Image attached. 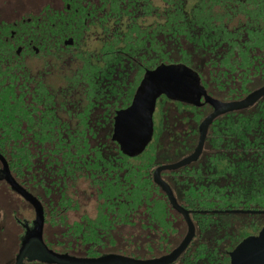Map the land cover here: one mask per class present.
Instances as JSON below:
<instances>
[{
	"label": "trees",
	"instance_id": "obj_1",
	"mask_svg": "<svg viewBox=\"0 0 264 264\" xmlns=\"http://www.w3.org/2000/svg\"><path fill=\"white\" fill-rule=\"evenodd\" d=\"M115 4L111 7L114 14L98 18L89 15L100 29L98 46L91 50L85 42L94 34L83 14H74L71 22L68 15L58 17L56 22L54 16L44 13L26 16L16 26L0 24V154L21 185L23 175L35 193L37 189L44 193L46 224L42 240L49 250L89 259L109 255L156 259L173 250L180 231L174 225L179 215L151 180L157 165L154 153L149 150L134 159H110L103 154L105 144L90 140L96 136L93 127L97 124L89 117L90 111L104 105L107 90L114 97L118 87L117 80L115 88L103 86L111 74L120 76L110 66L119 60L134 65L137 59L163 51L162 46L149 42H159L158 36L173 42L183 39L201 59L202 71L209 73L203 85L221 91L215 68L229 69L233 91L221 98L239 101L264 86V34L258 33L248 44L228 42L219 48L215 42L235 39L216 34L208 21L192 24L181 15L166 17L148 31L132 25L120 32L122 16L116 15ZM124 16L130 23L133 17ZM65 38H71L73 45L63 48L61 41ZM20 41L32 42L38 56L57 61L69 49L75 50L72 59L77 63L60 91L44 87L43 76L39 72L34 75L15 55L14 46ZM180 56L186 62L192 59L187 53ZM219 56L220 63L215 60ZM106 70L105 79L100 72ZM223 83L226 89L228 81ZM55 96L60 102L53 101ZM229 140H233V153L227 157ZM203 152L196 165L162 174L164 180L168 178L165 182L177 204L191 212L195 226L192 241L175 264H212L200 250L208 247L202 235L217 215L203 212L264 210V174L259 176L264 173V97L250 108L234 112L229 130L227 116L214 122ZM251 157L257 164L250 162ZM79 180L93 200L77 219L71 220L70 215L80 209ZM122 228L124 235L120 234ZM223 240L218 239L217 244ZM22 264L50 263L34 255Z\"/></svg>",
	"mask_w": 264,
	"mask_h": 264
},
{
	"label": "flooded vegetation",
	"instance_id": "obj_2",
	"mask_svg": "<svg viewBox=\"0 0 264 264\" xmlns=\"http://www.w3.org/2000/svg\"><path fill=\"white\" fill-rule=\"evenodd\" d=\"M92 1L94 0H77V2L75 3V1L73 0H64L61 2L60 4L61 7L59 9L52 10L50 8H44V10L41 11L39 10L36 15H42L44 13L48 15H52L56 18V22L58 21V17L62 15H68L70 17L69 21L71 22V20H73L74 14H83L85 15L86 18L85 21L87 23V27H89V30H91L92 33L94 34L95 32H99L100 29L97 28L98 27L97 25L92 24L94 21L89 18V15L98 18V17L114 14L111 10V7L114 5L115 2L116 3L115 6L118 9L116 10V15L122 16L118 23L120 32H123V28H126L127 26L131 27L132 25L133 26L135 25L139 29L148 31L150 29H154V26L157 27L159 25V24H154V21L157 22L158 20L159 22H164L166 20L165 19L166 17L169 18L170 16L181 15L180 18L188 19L187 21H191L192 24L204 23L208 21L211 23L212 28L213 30H215L216 34L221 35L223 37L226 36L225 38L235 39V40H226L227 42H220V41L215 42L216 46L219 48H222L223 46L226 47L228 42L236 43L237 45L248 44L249 42L254 41L258 33L262 35L264 34V0H171L170 1L171 3L169 2L167 3L163 1V4L159 5V7H156L151 2V0H103V1L97 0L96 3H93ZM184 1L185 2L190 1V9L187 15L177 13L178 6L182 5L181 3ZM105 4L109 6L107 11L108 13L101 11L102 9H104ZM137 11L139 12L137 13ZM29 12L18 15L12 13H5L4 10L0 7V24H9V25L11 24L13 26H16V24H22V19L24 17L36 16L31 14L32 12L30 13ZM123 16L124 17L130 16L133 18L130 21V23H128L125 21L126 19L124 20ZM14 17H17V19H15ZM138 17H142L143 19L139 21ZM147 19L148 21H151V23L146 27L144 26V22ZM9 37L10 39H12L13 37L12 32ZM67 40H71V43L68 45H64L63 43ZM181 41L185 44H188L183 39L175 42L178 44ZM149 42L152 43L153 45H159V46L162 45L156 40ZM148 44L149 43H147L146 45ZM72 45H73V40L71 38H65L61 41V46L63 48H67L68 46H72ZM14 50H15V55L20 57L21 60L23 59L24 63L26 59H34L35 61L38 62L41 61L42 64L50 63L53 61L57 62V60L51 57L38 56L40 53L37 47L35 46V44H33L32 42L20 41L18 44H15ZM29 53H32V55H30ZM180 58L181 60L178 62L170 61L166 58H163L162 59L164 60L163 62L161 61V62L153 63L152 65L150 64V61L152 60L150 56L145 59L135 60L133 66L134 69L136 70L135 72L136 84L135 87L130 90L129 99L127 97V102L125 103V105L120 106L119 108H117V110L113 108L114 110L111 112V114H109L110 116L108 118L106 115H104L102 123L100 122H98L97 124L94 123L93 128L95 133L98 132L102 135V131L104 128L111 127V134H112L113 118L115 117V114L118 111L127 108L134 97L143 96L147 88H149L148 93L150 94V96L145 100V104L148 106L147 118L145 123V133L139 139L140 141L138 142L136 149L133 151L131 155H127L122 150H120L119 145L116 142V139H111V134L109 137H107V139H105L106 138L105 137L106 134H105L102 139L109 140L108 144L103 143L105 144L104 148H102L104 150L103 154H105V157H108L110 159H122V158L134 159L139 157L140 155H146L147 152L151 150V152L154 153L156 160L157 156L160 155L161 150L167 149V150H171L172 153H176V154L181 153L183 157L180 160H182L183 158L191 154L195 149L199 137L200 125L203 122L204 118L208 114H210L213 110L212 106L204 101L203 95L207 96L215 103L232 102L231 100L224 101L221 98V95L225 93H227V96H230L231 92L233 91L232 89L233 73L231 70L228 69L226 71L224 67H219V66L215 68L216 73L214 74V76L215 78L221 80L222 90L218 91L217 88H211V87L206 88L205 85H203V80L209 78V73L207 72V70L205 71L204 74H202L200 72L201 69H199V67L198 68L194 67L193 64L190 63V61L186 62V60L181 56ZM99 60L101 61V58ZM215 60L220 63L222 61V57L219 56ZM122 62H123L122 60H119L117 63H122ZM199 64H201V59L199 61ZM161 66L173 67L178 72L184 71L186 75H191V78L189 79L183 77L181 78L180 81L179 79L174 78L175 82L174 81L158 82L156 79L147 81L145 73L149 71H153L155 68ZM121 69L122 67H119V69H116V72L118 73V71H120ZM131 70H133V68H131ZM224 80L228 81V86L226 89L223 88ZM167 91H169L172 94H176L180 98L176 99V98L168 97L166 95ZM123 95L124 94H122V96ZM233 113L234 112H229L227 114L221 115L215 118L210 123V125L207 128L206 137L202 147V152L197 158V160L194 161L193 163H190L189 165L192 164L196 165L199 162L200 158L204 156L203 150L207 142L209 130L213 126V123L223 119L224 116H227L228 130H229V128L232 126ZM102 139L100 138L97 140H102ZM88 140H89V136H88ZM90 140H96V138ZM157 140L158 142H156ZM159 140H165V141L161 143L159 142ZM232 153H233V140H229L227 157H230ZM0 156L3 158L8 169V174L13 179V181L20 188H22V190H24L26 193H28L30 196L36 199V201L41 206L42 215H43V229H44V226L46 224L45 210L42 200L44 193L40 189H37L36 191L37 193H35L34 191L36 189L31 188L28 185L23 175H22V185H21L11 175L9 166L6 160L4 159V157L1 154ZM159 161L157 160L155 161L157 165L153 168V170L161 165L173 164V163L161 164L159 163ZM180 169H176V170H180ZM153 170L151 172V180H152ZM1 171H2V164L0 162V182L3 183L7 188V190L16 197V201L11 202L10 208L7 212V215L9 216L11 223L18 228V230L15 232V235L17 236L16 249L15 251L11 250V252L9 251L6 255H4L9 258L11 256V260L9 263L13 264L15 262L16 256L18 255L23 238L33 228L34 213L31 206L26 201H24L19 195H17L12 189H10V187L3 179ZM170 171H174V170H170ZM164 172H168V171H164ZM162 174L163 172L160 173V178L162 181L165 182L166 180H168V178L164 180ZM188 212L190 218L191 212L190 211ZM179 218L184 224L180 215ZM0 219H1V212H0ZM212 221L214 222V218L212 219ZM232 226L233 224H231L230 227L228 228L225 227L224 231L222 232L220 231L221 226L214 222V224H212V226L207 231H210L211 229L218 230L220 234L223 233L225 235L227 231L233 230ZM193 227H194V235H195V226L193 225ZM262 228H264V225L261 226L254 235H243V237H240L241 240L238 239L240 241L236 242V244H234L233 241L229 242L230 246L235 245L232 249L220 248L222 247V244L224 242L222 244H217V242L214 240L215 242L213 241L212 247L208 246L206 247V249L200 250L201 251L200 253L206 255L208 257L207 259L209 261H212V264H230L231 261L230 254L234 251L235 247L246 238L256 237ZM3 229H4V225H1L0 233L3 231ZM43 229H42V235H43ZM207 231L204 232V234L202 235L203 237L205 236ZM185 233H186V226H185ZM182 239L180 240V242L182 241ZM179 243H177V245L173 248V250L179 245ZM187 247L172 264H175L177 261H179L183 253L186 251ZM173 250H171L169 253H171ZM145 260H151V259H145Z\"/></svg>",
	"mask_w": 264,
	"mask_h": 264
},
{
	"label": "water",
	"instance_id": "obj_3",
	"mask_svg": "<svg viewBox=\"0 0 264 264\" xmlns=\"http://www.w3.org/2000/svg\"><path fill=\"white\" fill-rule=\"evenodd\" d=\"M71 40L65 41L63 44L68 45ZM146 80L156 79L158 82L174 81V78L181 80V78H191V75H186L184 71L178 72L175 68L169 66H161L155 68L153 71L145 73ZM149 88L145 91L143 96H136L131 101L130 105L124 110H120L113 118L111 139H116L120 150L125 154L131 155L136 149L139 139L145 133V123L147 118L148 106L145 100L150 96ZM168 97L179 99L176 94L169 91L166 92ZM264 97V86L254 90L248 96L239 101L215 103L207 96L203 95L206 103L212 106L213 110L208 114L200 125L199 137L195 149L191 154L182 160L156 167L152 173L153 183L164 194L167 203L177 214L182 218L186 233L179 245L168 255L151 260H136L127 257L109 255L101 256L99 258H78L71 257L64 254H58L49 250L42 241L43 229V215L39 203L20 188L8 174L7 166L0 156L2 164V177L7 185L24 201H26L34 213L33 228L28 232L21 242L18 255L13 264H21L25 258L37 255L41 259L50 264H172L178 256L185 250L194 236V227L189 218V212L180 207L172 195L171 190L167 184L161 180L160 173L164 171L180 169L197 160L202 152L203 143L206 137L207 128L210 123L217 117L227 114L229 112L242 111L253 106L260 98ZM212 215L220 214H249V215H264V210H226V211H212L203 212ZM230 264H264V228L260 230L256 237H249L241 241L230 254Z\"/></svg>",
	"mask_w": 264,
	"mask_h": 264
},
{
	"label": "rangeland",
	"instance_id": "obj_4",
	"mask_svg": "<svg viewBox=\"0 0 264 264\" xmlns=\"http://www.w3.org/2000/svg\"><path fill=\"white\" fill-rule=\"evenodd\" d=\"M62 1H64V0H0V7L4 10L5 13H12V14L18 15V14H22V13H26V12L30 11V12H32L31 14L36 15L39 10L40 11L44 10V8H50L52 10L59 9L61 7L60 4ZM73 1H75V3L77 2V0H73ZM96 1L97 0H94L92 2L96 3ZM163 1L167 2V3L168 2L171 3L170 2L171 0H151V2L156 7H159V5L163 4ZM105 3H106V1H105ZM181 4L182 5H179L177 8V13L187 15L189 13V9H190V1H186V2L184 1ZM108 7L109 6L105 4L104 9L101 8L102 9L101 11L108 13L107 12ZM33 11H34V13H33ZM138 12L139 11H137V13ZM14 18L17 19V17H14ZM141 19H143V18L139 17V21ZM157 22H159V21L157 20ZM157 22L154 21V24H156ZM150 23H151V21H148V19H147L144 22V26L147 27V25H149ZM123 30H124V28H123ZM99 38H100L99 32H95L94 36L88 37L87 40L85 39L86 40L85 45L90 50L94 49V47L97 46ZM156 39H157V37H156ZM158 39H159V43L162 44L161 46L163 47V51H162V49H160V50H157V51H154L151 53V59H152L150 61L151 65L153 63H157V62H161V61L163 62L164 61V60H162L163 58H166L170 61H174V62L177 61L178 62L181 60L179 54L187 53L192 58L190 63L193 64L194 67H199V69H201V66H200L201 64H199L200 58L193 52V49L189 44H185L182 41L177 44L176 42H173V41L164 40L165 37H163V36H158ZM74 52H75L74 49H69L68 51H66V53L62 54V57H61L62 59H60V61H57V62L53 61L50 63L42 64L41 61L38 62V61H35L34 59H26L25 63L31 68V72L34 75H35V72H39L40 76H43L42 83H43L44 87L49 86L53 91H60V89H62V87H64V85H66L65 84V77H68V72L72 73L74 70L75 64L77 63L76 60L72 59ZM69 55L71 56V58L69 57ZM145 58H147V57L146 56L142 57V59H145ZM121 64H123V65H121ZM77 66H80V65H76V67ZM119 67H122V69L120 71H118V74L121 77L114 75V73H113L110 75V77H111L110 81L107 80V82H105V79L108 78V70L102 72V74L100 72V76L105 78L103 80V82H105L103 84L104 88L107 85L115 88L113 86L114 80H117V82L119 81V83H118V87L114 89L116 92L114 97H112L107 92L108 91L107 90L106 91L107 96H106V98L103 99L105 101V102L103 101L104 105H101V106L98 105L100 107L96 106L95 108H93L92 111H90L89 117L92 119L93 122L102 123L104 115H106L108 118L110 116L109 114H111V112L114 110L113 108H115V110H117V108H119L120 106L125 105V103L127 102V97H128V99L130 97V90L135 87V84H136L135 72H136V70L134 69V66L128 65L127 63L122 62V63H117V65L110 66V69H112V70L114 69L116 71V69H119ZM131 68H133V70H131ZM200 72L202 74H204L205 71L203 72L201 69ZM105 75H106V77H105ZM253 87H254V89L257 88V86H253ZM109 91L113 92L112 89ZM127 92H128V94H127ZM122 94H124V96H126V94H127V96L125 98H123V100H122ZM53 101L55 103H58V102H60V98L55 96ZM113 104H115V105H113ZM94 134L96 135L95 136L96 140H93V141L98 142L99 144H102V143L108 144L109 140H104L102 138L104 137L105 134H106L105 139H107V137L110 136L111 127L104 128L102 131V135L100 133L98 134V132L94 133ZM100 138L102 140H97ZM163 141H165V140H159V142H161V143ZM156 142H158V140ZM160 155L157 156L156 160L157 161L160 160L159 163H161V164L174 163L183 157V155L181 153H177V154L172 153L171 150H167V149L161 150ZM251 158H253V157H251ZM250 162L252 164H255L256 159L255 158L250 159ZM259 174H260L259 176H262L264 173H259ZM256 176H258V175L256 174ZM77 187H78V191H79L78 202H79V208L80 209L78 212H76V214L70 215L71 220L77 219L78 215L83 211V209L87 208L93 200L88 195L89 194L88 188L83 183V181L79 180ZM85 192H87L88 194ZM12 201H16V197L7 190V188L5 187V185L3 183L0 182V212H1L0 226L4 225V229L0 233V264H11V263H9L11 260V256L9 258V257L4 256V255H6L9 251L10 252H11V250L15 251V249H16L17 236L15 235V232L18 230V228L14 224L11 223L9 216L7 215V212L10 208V204ZM174 220H175L174 225L180 231V235H179L178 242H177V243H179L185 234V226L182 223L180 218L175 217ZM214 222L217 223L218 225H220L221 228H223V227L228 228V227H230L231 224H233V226H232L233 230L227 231V233H225V235H224L223 233L220 234V232L218 230L211 229L210 231H207V233L203 237V240L207 243L208 246L212 247L214 240L217 242L218 239H221V240L224 239L223 240L224 243L222 244V247H220V248L232 249L235 245L230 246L229 242L233 241L234 244H236V242H239L241 240L240 237H243V235H254V234H256V232L259 230V228L264 225V215H249V214H228V215H226V214H220V215H217L216 218H214ZM251 224H253V225H251ZM128 231L130 234L132 233V230L130 228L128 229ZM139 232L141 234L140 229H139ZM120 234L124 235V228H122L120 230ZM155 239H157V238H155ZM238 239H240V240H238ZM154 240L151 239V241H154Z\"/></svg>",
	"mask_w": 264,
	"mask_h": 264
}]
</instances>
